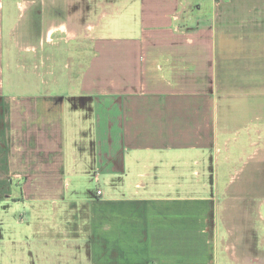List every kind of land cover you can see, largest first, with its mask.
Returning a JSON list of instances; mask_svg holds the SVG:
<instances>
[{"label": "crops", "instance_id": "obj_1", "mask_svg": "<svg viewBox=\"0 0 264 264\" xmlns=\"http://www.w3.org/2000/svg\"><path fill=\"white\" fill-rule=\"evenodd\" d=\"M261 157L264 0H0V264H252L219 194Z\"/></svg>", "mask_w": 264, "mask_h": 264}, {"label": "rangeland", "instance_id": "obj_2", "mask_svg": "<svg viewBox=\"0 0 264 264\" xmlns=\"http://www.w3.org/2000/svg\"><path fill=\"white\" fill-rule=\"evenodd\" d=\"M71 3L76 6L81 4L80 1ZM82 3L90 5L92 2ZM93 4H95V2H93ZM13 12L16 18H14L13 21L17 26H22L29 12H27L26 16L22 15L18 19V22L17 11L14 10ZM94 12L96 13V9ZM60 13L61 14L55 13L52 17L56 19L65 18L67 14H69L67 10L66 12L62 11ZM94 15L88 18V21L93 19V21H95ZM77 40L78 38H76V41ZM75 44L77 50L74 56L80 59V63H82L88 55L87 40L84 39L83 42L78 41ZM69 68L70 67H68V69ZM75 70L73 75L77 73ZM233 162L230 163V166L232 165L234 167ZM252 162L250 160H243V163L237 164L240 169L243 167L246 170H250L246 174L236 173L228 177L226 184L227 190L219 194L220 214L218 218V231L222 235V241H220L219 246L220 248H229L239 243V248H241L243 252L250 250L249 259L252 264H264V157H261L257 163ZM250 175H252V177ZM251 188H253L252 193ZM231 264H235V262L232 261Z\"/></svg>", "mask_w": 264, "mask_h": 264}, {"label": "built area", "instance_id": "obj_3", "mask_svg": "<svg viewBox=\"0 0 264 264\" xmlns=\"http://www.w3.org/2000/svg\"><path fill=\"white\" fill-rule=\"evenodd\" d=\"M97 194H100V191H97Z\"/></svg>", "mask_w": 264, "mask_h": 264}]
</instances>
